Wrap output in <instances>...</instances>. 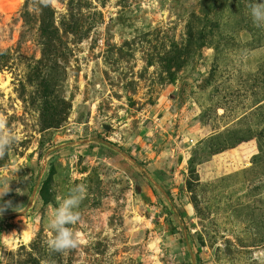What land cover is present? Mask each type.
Returning a JSON list of instances; mask_svg holds the SVG:
<instances>
[{
    "label": "rangeland",
    "instance_id": "374dc122",
    "mask_svg": "<svg viewBox=\"0 0 264 264\" xmlns=\"http://www.w3.org/2000/svg\"><path fill=\"white\" fill-rule=\"evenodd\" d=\"M0 119L18 137L0 264H264L249 0H0ZM78 184V246L57 252L51 213Z\"/></svg>",
    "mask_w": 264,
    "mask_h": 264
},
{
    "label": "clouds",
    "instance_id": "9594fccd",
    "mask_svg": "<svg viewBox=\"0 0 264 264\" xmlns=\"http://www.w3.org/2000/svg\"><path fill=\"white\" fill-rule=\"evenodd\" d=\"M249 14L258 26H264V2L249 0ZM18 137L7 130L6 123L0 119V158L17 142ZM7 191L0 193L2 196ZM86 188L83 184L75 185L67 197L63 198L58 207L54 208L49 221V228L54 238L49 241V247L57 252L74 249L78 246V239L69 225L79 222L80 216L75 210L79 207ZM2 211V209H0Z\"/></svg>",
    "mask_w": 264,
    "mask_h": 264
},
{
    "label": "crops",
    "instance_id": "0c3cea01",
    "mask_svg": "<svg viewBox=\"0 0 264 264\" xmlns=\"http://www.w3.org/2000/svg\"><path fill=\"white\" fill-rule=\"evenodd\" d=\"M248 142H250L251 143V141H245L244 143H242V145H248L247 143ZM239 147H241V145L239 144L238 146H236V148H238L239 149ZM230 148H227V149H224V150H221V151H218L217 153H215V154H212L211 156H210V159H209V161L210 160H214V157H216L217 158V156L218 157H220V156H223V155H225L224 153H226V152H229L230 150H229ZM244 150H240V152H242V151H245V150H247L248 149V147L247 148H243ZM233 150V149H232ZM237 153H238V151H237ZM231 154H233V155H235L234 153H231ZM239 154V153H238ZM245 155H246V153H244ZM252 154L253 153H251V155H249L248 157H251L252 156ZM244 155V156H245ZM243 156V155H242ZM241 156V159H244L245 157H242ZM222 160V159H221ZM26 188V184H25V187L23 188V190H25L26 192H27V190L25 189ZM2 189V188H1ZM5 190V189H4ZM0 192H3V190H1ZM23 193V192H22ZM27 194V193H26ZM25 200V199H24ZM34 205H35V202L34 201H32L31 202V204L30 205H27V211H29V213L31 212V210H32V208L34 207Z\"/></svg>",
    "mask_w": 264,
    "mask_h": 264
},
{
    "label": "trees",
    "instance_id": "16d2710c",
    "mask_svg": "<svg viewBox=\"0 0 264 264\" xmlns=\"http://www.w3.org/2000/svg\"><path fill=\"white\" fill-rule=\"evenodd\" d=\"M214 154H215V153H214ZM22 183L25 184V182H24L23 180H22ZM20 185H21V184H20ZM20 187H21V186H20ZM27 188H28V186H27ZM21 190H22L23 193L25 192L24 194H26L27 192H28V193H31V188H30V190H29V188H28V189H27V192H26L25 190H23V188H21Z\"/></svg>",
    "mask_w": 264,
    "mask_h": 264
}]
</instances>
